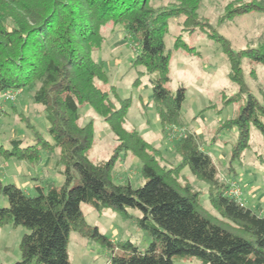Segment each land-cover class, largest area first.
Wrapping results in <instances>:
<instances>
[{
    "label": "trees",
    "instance_id": "1",
    "mask_svg": "<svg viewBox=\"0 0 264 264\" xmlns=\"http://www.w3.org/2000/svg\"><path fill=\"white\" fill-rule=\"evenodd\" d=\"M151 1L0 0V92L32 89L33 102L45 111L51 138L25 145L20 138L10 139L9 148L0 144V156L32 163L43 151L57 148L58 171L63 176L60 185L34 184L32 193L0 181V193L8 202L0 207V226L27 229L18 244L20 259L9 264H70L67 244L72 231L112 247L96 226L86 222L82 202L123 216H131L127 208L139 210L136 222L152 238L142 251L128 240L120 243L121 253H112L109 264H174V256L196 257L204 264H264V216L226 194L237 179L235 173L230 175L232 167L228 166L229 177L221 179L210 155L189 131L172 141L179 163L160 165L158 148L136 130L123 127L130 98L116 97L114 103L109 96L112 87L104 89L96 84V80L105 84L106 75L101 63L92 57L103 41L101 27L106 22L121 24L139 46L132 65L142 66L150 75L152 97L166 134L167 126H183L179 110L184 98V87L173 92L164 86L170 80V50L164 42L168 20L183 16L188 35L197 27H208L206 36L220 43L229 61V78L238 85L236 95H245L230 120L237 130L232 161L240 159L248 146L250 125L264 135V91L262 103L248 91L241 68L242 59L264 65V40L235 50L208 21L199 19L200 0H171L160 5ZM251 10L264 12V3L248 2L228 9L218 22ZM180 48L187 54L197 53L178 35L173 49ZM138 81L136 77L134 83ZM85 104L107 122L114 136L116 143L106 159L93 161L89 157L94 144L93 119L80 124L78 111ZM127 152L142 163L140 172L145 180L137 187L114 179L113 167L121 153L124 156ZM258 157L264 165V155ZM185 166L208 184V200L226 219H222L223 225L203 214L201 191L180 181Z\"/></svg>",
    "mask_w": 264,
    "mask_h": 264
},
{
    "label": "rangeland",
    "instance_id": "2",
    "mask_svg": "<svg viewBox=\"0 0 264 264\" xmlns=\"http://www.w3.org/2000/svg\"><path fill=\"white\" fill-rule=\"evenodd\" d=\"M151 2L160 5L168 4L171 0ZM248 2L261 4L264 0H200L198 17L208 21L218 34L227 38L233 49L252 47L264 40V12L251 10L218 22V17L225 11ZM182 21L183 16L170 18L168 32L164 37L166 48L170 50V80L164 86L173 92L178 87H184V98L179 110L182 127L167 126L166 134L162 132L156 102L152 97L150 75L144 72L142 66L132 65L139 46L132 37L126 35L119 23L106 22L100 29L103 41L100 48L92 53V57L101 63L106 82L103 84L96 80V84L104 89L112 87L114 94L110 92L109 96L114 103L116 97L130 98L123 127L136 130L151 146L158 148L157 160L160 165L173 167L179 163L180 158L174 151L172 141L181 133L192 132L198 138L200 147L215 163L220 178L226 180L229 177L230 165V175H237L235 183L240 189L241 202L264 216V165L258 157L264 155V135L250 125L248 146L242 151L240 159L230 161L232 146L237 140V130L230 124V120L238 113L245 95H236L238 85L229 78V61L220 43L206 36L205 30L208 27H197L194 33L188 35ZM178 35L193 45L197 53L187 54L181 48L173 49ZM241 68L248 91L263 103L261 93L264 91V65L242 59ZM136 77H139V81L134 83ZM32 93V89H16L14 99L0 97V144L3 147L9 148V140L13 138L22 139L24 145L42 142L43 139L51 141L45 111L41 104L33 102ZM230 97L234 99L225 101ZM78 111L80 124L93 119L94 144L89 157L93 161L108 158L116 143L109 125L89 104L82 105ZM52 151H43L40 159L32 163L0 156V181L12 183L28 193L34 191V184L46 186L51 182L60 185L63 176L58 171L61 166L56 161L59 151L57 148ZM141 164L138 157L128 152L124 156L121 153L113 167L115 181L129 182L133 187L141 185L145 180L140 172ZM180 174L182 183L187 182L193 189L201 191L200 206L203 214L223 225L226 219L220 216L208 200V184L193 176L188 166ZM7 204L6 197L0 193V207ZM80 207L86 222L96 226L112 242V247L72 231L67 244L70 264H109L112 253H121L120 243L128 240L142 251L152 241L148 232L136 222V217L141 215L137 209L127 208L131 216H123L110 208L95 210L84 202ZM26 231L21 225L0 226V263L9 264L20 259L18 244ZM155 242L158 245V241ZM173 262L204 264L196 257L174 256Z\"/></svg>",
    "mask_w": 264,
    "mask_h": 264
},
{
    "label": "built area",
    "instance_id": "3",
    "mask_svg": "<svg viewBox=\"0 0 264 264\" xmlns=\"http://www.w3.org/2000/svg\"><path fill=\"white\" fill-rule=\"evenodd\" d=\"M14 93H16V90L3 91V92H0V97H5L7 99L12 100V99H14V95H15ZM226 194L232 196L237 201L241 202V200H240V195H241L240 189L235 182L231 183L228 190H226Z\"/></svg>",
    "mask_w": 264,
    "mask_h": 264
},
{
    "label": "crops",
    "instance_id": "4",
    "mask_svg": "<svg viewBox=\"0 0 264 264\" xmlns=\"http://www.w3.org/2000/svg\"><path fill=\"white\" fill-rule=\"evenodd\" d=\"M243 203V202H242ZM245 205V204H244Z\"/></svg>",
    "mask_w": 264,
    "mask_h": 264
}]
</instances>
